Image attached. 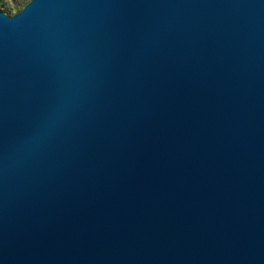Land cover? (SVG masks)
I'll return each instance as SVG.
<instances>
[{
    "label": "water",
    "instance_id": "water-1",
    "mask_svg": "<svg viewBox=\"0 0 264 264\" xmlns=\"http://www.w3.org/2000/svg\"><path fill=\"white\" fill-rule=\"evenodd\" d=\"M0 264H264V0L0 10Z\"/></svg>",
    "mask_w": 264,
    "mask_h": 264
},
{
    "label": "rangeland",
    "instance_id": "rangeland-1",
    "mask_svg": "<svg viewBox=\"0 0 264 264\" xmlns=\"http://www.w3.org/2000/svg\"><path fill=\"white\" fill-rule=\"evenodd\" d=\"M28 1L29 0H3L2 5L8 10L9 14L13 15Z\"/></svg>",
    "mask_w": 264,
    "mask_h": 264
},
{
    "label": "trees",
    "instance_id": "trees-1",
    "mask_svg": "<svg viewBox=\"0 0 264 264\" xmlns=\"http://www.w3.org/2000/svg\"><path fill=\"white\" fill-rule=\"evenodd\" d=\"M3 0H0V10L9 14L8 10L4 8V5H2Z\"/></svg>",
    "mask_w": 264,
    "mask_h": 264
}]
</instances>
